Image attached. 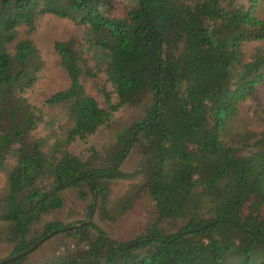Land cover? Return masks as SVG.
<instances>
[{"label": "trees", "instance_id": "1", "mask_svg": "<svg viewBox=\"0 0 264 264\" xmlns=\"http://www.w3.org/2000/svg\"><path fill=\"white\" fill-rule=\"evenodd\" d=\"M123 1L118 17L116 0H0V243L12 248L1 264H33L26 251L47 236L64 247L39 264H264V126L248 154L228 145L251 139L239 105L264 88L261 0ZM48 15L86 27L93 65L54 43L69 86L46 98V115L23 97L43 62L18 29ZM98 73L117 98L102 87L106 108L82 81ZM124 106L143 112L106 151L70 152ZM143 192L156 212L144 234L116 240L96 222L117 223ZM68 195L87 202L83 220L61 217Z\"/></svg>", "mask_w": 264, "mask_h": 264}, {"label": "rangeland", "instance_id": "2", "mask_svg": "<svg viewBox=\"0 0 264 264\" xmlns=\"http://www.w3.org/2000/svg\"><path fill=\"white\" fill-rule=\"evenodd\" d=\"M248 0H236V4L247 6ZM117 10L112 14H117L122 17V13L126 9V4L123 0H116ZM259 18L264 20V0H261V8L258 9ZM86 27L76 24L68 19H62L55 16L42 17L31 32L22 27L18 29L19 39H30L42 56L43 66L38 72L37 81L34 87L23 94L27 104L37 109H41L46 115L49 113L44 105V101L50 95L64 90L69 86L68 78L60 66L59 58L54 52L55 42H72L73 46L83 51L88 63L92 66L93 62L90 59L89 53L86 51L85 36ZM83 84L88 94L95 97L99 105L106 108V102L101 88L109 94L111 102H117L116 96L113 94L112 87L105 82L103 73H98L94 79L84 78ZM143 108H135L132 106H124L112 114L111 127L101 128L93 136L85 140H79L73 143L69 150L71 153L78 156H89L91 149L97 151H106L115 141V135L118 131L129 125L132 121L141 116ZM51 113H54L53 111ZM238 120L243 124L244 128L249 131L251 139L237 143L231 140L228 145L233 148H239L243 155L248 154L252 150L254 138H258L259 133L264 126V88L258 87L257 91L244 102L239 105ZM41 128V127H40ZM43 133V132H41ZM231 139V138H230ZM139 154L137 151L131 152L121 166V170L125 173L132 172L138 165ZM5 176L0 174V189L4 185ZM139 180L123 181L112 185L114 195H122L129 190H134L133 187L138 186ZM87 202L79 201L68 195L65 200V207L61 213L63 219H67V223L81 221L85 218L84 209ZM251 201L245 205L243 213H252L250 206ZM156 219L155 207L152 199L146 194L141 193L132 209L128 211L115 224H101L103 229L116 240H126L136 235L144 234L145 229ZM63 243H56L53 239L44 241L37 249L31 252L28 256V261L33 264H39L51 253L62 250ZM12 248L10 245L0 243V261L11 255Z\"/></svg>", "mask_w": 264, "mask_h": 264}, {"label": "water", "instance_id": "3", "mask_svg": "<svg viewBox=\"0 0 264 264\" xmlns=\"http://www.w3.org/2000/svg\"><path fill=\"white\" fill-rule=\"evenodd\" d=\"M48 238V236L45 238V239H47ZM45 239H42V240H40V241H38L36 244H34L31 248H29L27 251H26V253H31L32 251H34L35 249H37V247L39 246V245H41L43 242H44V240ZM16 258H19V255H17V256H14V257H11V258H8L6 261H10V260H12V259H16ZM1 263H3V262H0V264Z\"/></svg>", "mask_w": 264, "mask_h": 264}]
</instances>
